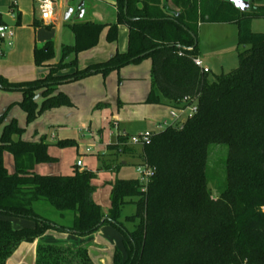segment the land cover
Returning <instances> with one entry per match:
<instances>
[{
	"label": "trees",
	"instance_id": "obj_1",
	"mask_svg": "<svg viewBox=\"0 0 264 264\" xmlns=\"http://www.w3.org/2000/svg\"><path fill=\"white\" fill-rule=\"evenodd\" d=\"M250 1L251 9L242 12L223 0H117L116 23L71 26L75 43L63 46L58 63L49 64L55 59L52 42L34 50L35 65L49 68L43 77L11 83L0 76V91L23 95L18 105L27 125L48 110L72 106L66 94L57 92L69 80L98 74L106 79L148 58L152 89L146 104L181 108L188 98V105L198 106L193 118L155 134L148 145L134 148L125 135L109 146L116 157L138 158L154 169V176L146 190L136 179L110 183L107 215L94 199L97 172L77 166L68 176L34 172L35 166L58 159L44 139L14 138L26 130L16 119L5 124L9 107L0 115V264H7L22 243H33L49 231L86 237L104 226L116 228L123 237L125 255L116 250L113 264H264V34L247 27L251 20L264 18V5ZM204 22L238 25L243 50L235 70L212 76V71L204 74L195 66ZM119 26L128 29L127 51L80 68L78 56L97 47L105 29L107 41L116 42ZM189 48L193 50H185ZM215 145L227 148L224 179L211 171ZM56 146L65 149L76 143L67 139ZM6 153L13 156V173L5 165ZM40 201L63 217L73 212V224L59 225L37 214L33 206ZM129 203L136 206L127 218L138 221L133 231L119 221ZM13 218L33 221L34 227L17 229ZM36 264L95 263L86 248L40 244Z\"/></svg>",
	"mask_w": 264,
	"mask_h": 264
},
{
	"label": "rangeland",
	"instance_id": "obj_2",
	"mask_svg": "<svg viewBox=\"0 0 264 264\" xmlns=\"http://www.w3.org/2000/svg\"><path fill=\"white\" fill-rule=\"evenodd\" d=\"M253 1L256 4L264 5V0ZM3 13H9L10 15L16 14L15 17L18 18V4L16 7L13 6L11 0L10 6H7L6 10H3ZM38 18L41 19V14L38 15ZM247 27L254 33L264 34V18L251 20L247 23ZM14 28L16 35H18V27ZM238 32L239 28L235 23L204 22L200 25L198 31L199 52L202 53L205 62L211 69L212 76L219 75L222 72L233 71L239 66V52L243 50V47L238 44ZM20 34L22 36V42L18 49L15 50L17 52L12 53L13 49L7 47L10 46L9 42L5 41L3 42L5 55L2 56L0 54V72L2 71L8 76L11 75L18 78L20 74L23 75L28 73L32 69L29 65L33 63L34 66H36L34 61V47L37 45L35 36L31 31H22ZM104 44H107L106 41H104ZM53 45L55 48L54 42ZM151 63L152 59L148 58L139 64L126 66L121 70V76L137 78V80L129 81L128 85H126V89L135 88L136 91H125V89L121 88V95L124 96L127 101H135L136 104H128L120 110L115 108L112 113H104L101 110H92L93 108L89 107L90 104L87 100L78 97L76 98V105L72 103V106L59 108H64L63 111L58 112L59 115L66 116L68 110L75 112V115L71 117L68 122H65L66 124L55 126V128L46 126L47 128L41 127L39 129L41 134L48 133L46 139L47 144L52 143L56 145L57 142L67 139L76 143L75 147L65 149H61L55 145L50 146L49 153L57 157L59 161L43 164L44 173L49 174V176H68L72 172L73 165L77 164L78 161H82L83 167L80 169L95 170L94 172H97L99 175V179L96 181V185H98L99 188L97 189L95 199L96 203L101 206L103 213L106 215L111 209L109 188H103L101 185L105 183V181H112L116 178L124 180L136 179L141 181L142 177L138 172L141 161L129 155L121 156L115 161L114 165L116 170L114 173H110L109 169L113 166L112 162L105 159L103 161L98 160V151L102 138L104 139L112 134L113 139L117 140V138L121 136L128 135L130 140L134 136L146 132L157 131L156 127L159 124L167 122L171 125L173 123L170 116V108L157 107V109H154L155 107L152 105L137 104V101H141L140 99L143 98L145 89L148 86ZM119 83L121 84L122 81ZM53 110L44 112L37 120L28 126L33 127L35 122L39 120L45 119L48 121L50 116L47 117L46 114ZM45 115L46 117H44ZM60 121L64 123L63 119H60ZM18 124L20 127L27 126L24 119L18 121ZM26 134L24 133L21 138L20 136H15L14 138L16 140H22ZM53 135L55 136V140L52 141ZM211 153L214 163H212L214 168L211 167V171L217 172L219 179H224V161L227 155V148L224 145H215L211 147ZM108 154H111L110 151ZM13 162V156L6 153L5 165L11 173L14 172ZM124 163H126V165H124ZM211 171L210 173H212ZM210 188L213 191V197L217 198L218 195L216 194L214 185H210ZM33 208L37 214L51 220L53 223L66 226H71L73 224L75 217L73 212H66L63 217L60 212L55 210L46 201L35 203ZM135 212L136 206L133 203H129L121 209L119 221L130 231L134 230V226L138 224V221L129 222L127 218L134 215ZM107 232L110 233H107L104 238L109 241L108 243H112L111 241L116 237L118 243L115 249H118L124 254V246L120 239V232L114 227L108 229ZM114 253L115 251L113 250L94 249L93 251L90 250V257L93 262L98 264H113Z\"/></svg>",
	"mask_w": 264,
	"mask_h": 264
},
{
	"label": "crops",
	"instance_id": "obj_3",
	"mask_svg": "<svg viewBox=\"0 0 264 264\" xmlns=\"http://www.w3.org/2000/svg\"><path fill=\"white\" fill-rule=\"evenodd\" d=\"M79 1L85 2V14L83 20L79 22H73L72 21L73 15L70 17L69 20H65V15L67 14L68 10L74 7L76 2ZM10 2L11 0H0V17L4 22V25L11 27L15 32L14 39L12 41H8L10 46L7 47L13 49L12 53L17 52L15 50L18 49V47L22 42V36L20 33L22 31H31L35 36V40L37 44L34 47V50L36 48L44 47L48 42H52V43L54 42L55 59L51 61L49 64H56L59 62L61 58L63 46L74 45L75 35L71 28L73 24L81 23V22L83 23L93 22V23L111 25L117 22V13H118L117 0H55V16H54V20L51 22H45L42 20V18L41 19L38 18V15H40V13L33 0H19L18 18L15 17L16 14L15 15H10L9 13L4 14L3 10L4 9L6 10L7 6H10ZM13 26L18 27L17 31L19 33L18 34L19 36L16 35V31ZM107 34H108V29H105L100 36L98 46L90 51L81 53L78 56L80 68H85L92 64L105 62L109 60L111 57H113L117 52L124 53L127 51L129 34L126 26H119V37L118 40L114 43H109L107 41ZM104 41H106L107 44H104ZM3 42L5 41L0 40V54L2 56L5 55V52L3 50L4 49ZM199 56L203 58L202 53H200ZM73 58L74 57L71 56L69 60H72ZM29 66H31L32 69L28 73H25L23 75L20 74L19 78L13 77L11 75L8 76L2 71L0 72V76L7 79L11 83H20V82H28L39 79L44 75H46L49 70V68L47 67L41 68L34 66L33 63ZM151 68H152V63H151ZM134 80H137V78L121 76V71L119 73H112L106 79H104L102 75L98 74L81 81L69 82L60 85L57 89V92H62L66 94L72 101L73 105L77 104L76 98L79 97L81 99L87 100L90 104L89 107L93 108L92 110L94 111L101 110L104 113H108V112L112 113L115 108H118L120 110L128 104H132V103L136 104L135 101H127V99H125V97L121 95V88L125 89V91H130V90L136 91L135 88L126 89V85H128V82ZM148 80H149L148 86L145 89L144 96L142 99H140L141 101H137V104H146V100L152 89L151 69ZM121 81L122 83L120 84L119 82ZM22 99H23V95L21 93L0 91V115H3L9 107L13 106L5 121V124L10 123L13 119H16L17 122L21 121L22 119L26 121V115L25 113L23 114V111L18 105L22 101ZM41 101L42 99L40 98V94H39L37 97V102L40 103ZM152 106L155 107L154 109H157V107L168 108L163 105H152ZM63 110L64 108L53 110L52 112L46 114L47 117L50 116L48 121L45 119L36 121L33 127L28 126L27 123H26L27 126H21V128H24L26 130L25 134L27 133L26 135H24L22 140L28 142H40L42 139H44L46 142L48 133L41 134L39 130L41 127L50 126L55 128V126H62L63 124H66L65 123L66 121L68 122L70 118L75 115V112H72V110H68L66 112V116L59 115L58 112ZM46 115L44 117H46ZM60 119H63L64 123H62ZM53 140H55L54 135L52 136V141ZM117 142H118V138L117 140H114L112 134H110L108 137H105L104 139L102 138L98 151L99 152L98 160L103 161L105 159L111 161L112 164H114V162L117 161L120 157H116L111 154H108L109 151L107 147L109 145L116 144ZM49 145L54 146L55 144L49 143ZM42 165L43 164L35 166L34 172L40 175H49L47 173H44ZM124 165H126V163H124ZM74 166H76V164H74L73 167ZM113 166H114L113 167L114 170L109 171L110 173L115 172V165ZM80 170H85V169H80ZM87 170H91V169H87ZM91 171H95V170H91ZM72 173H73V169L71 174L69 175H72ZM98 179L99 178L95 180V186L97 187V189L99 188V186L96 185V181H98ZM115 180L105 181V183L101 185V187L103 188L105 187L109 188V195L111 194L110 183L114 182ZM96 193L94 195V199ZM11 221L13 223V226L17 229L34 227L33 221L14 219V218L11 219ZM108 229H111V227L104 226L96 233L86 237H79L68 233H59L57 231H49L44 236L38 238L33 243H22L19 246V248L15 251V253L12 255V257L7 261V264H36L37 247L40 244L63 245V246H69L72 249L86 248L89 252V256H90V250L93 251L94 249L107 250V251L113 250L116 252V250H118L115 249L118 243L117 238L115 237V239L111 241L112 243H108L109 241L106 238H104L107 233H110L107 232ZM120 239L122 240L123 243V237L121 236V234H120ZM124 255H125V248H124Z\"/></svg>",
	"mask_w": 264,
	"mask_h": 264
},
{
	"label": "built area",
	"instance_id": "obj_4",
	"mask_svg": "<svg viewBox=\"0 0 264 264\" xmlns=\"http://www.w3.org/2000/svg\"><path fill=\"white\" fill-rule=\"evenodd\" d=\"M35 5L37 6L41 18L45 22H51L54 20L55 16V0H33ZM18 0H12V5L17 6ZM15 37L14 30L7 26V25H0V40L4 41H12ZM11 44V42H10ZM183 53H180L182 56ZM193 62L197 68L201 70L202 73L208 74L211 72V69L207 66L205 60L200 56L193 59ZM185 105L181 108H171L170 116L173 120V123L169 125L167 122L163 124H159L155 132H146L138 136H134L129 140V145L133 147H143L151 143L155 134L164 131L166 128L171 126H182L185 124L189 119L193 118L198 113V106L197 103L194 102L188 105V98L185 100ZM76 166L78 168L83 167L82 161H78ZM138 172L140 173L142 179L141 183L144 184L146 190L148 184L150 183L151 179L154 176V169H152L147 164L141 163L138 168Z\"/></svg>",
	"mask_w": 264,
	"mask_h": 264
},
{
	"label": "water",
	"instance_id": "obj_5",
	"mask_svg": "<svg viewBox=\"0 0 264 264\" xmlns=\"http://www.w3.org/2000/svg\"><path fill=\"white\" fill-rule=\"evenodd\" d=\"M226 2H229L233 4L238 10L242 12H247L251 9V1L250 0H223ZM127 13V8H125V14ZM85 14V2L79 1L76 2L75 6L70 8L65 15V20H69L72 16L73 22H79L83 20ZM195 41L197 43V39L195 38ZM188 51H192L193 48L185 49ZM67 74V73H66ZM69 82H72V80H69Z\"/></svg>",
	"mask_w": 264,
	"mask_h": 264
}]
</instances>
